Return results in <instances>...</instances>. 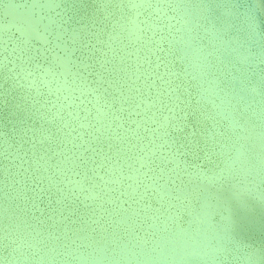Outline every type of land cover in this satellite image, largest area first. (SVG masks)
I'll list each match as a JSON object with an SVG mask.
<instances>
[{"label": "water", "instance_id": "water-1", "mask_svg": "<svg viewBox=\"0 0 264 264\" xmlns=\"http://www.w3.org/2000/svg\"><path fill=\"white\" fill-rule=\"evenodd\" d=\"M130 1L0 0V264H264L263 0Z\"/></svg>", "mask_w": 264, "mask_h": 264}, {"label": "rangeland", "instance_id": "rangeland-1", "mask_svg": "<svg viewBox=\"0 0 264 264\" xmlns=\"http://www.w3.org/2000/svg\"><path fill=\"white\" fill-rule=\"evenodd\" d=\"M141 2V0H131L130 3V6L131 8H135L136 5H139ZM264 2V0H263ZM46 3L49 5V4H52L53 3V0H46ZM5 9L6 11L9 13V16H10V20L16 24V26H18V28L21 30L22 33L26 34V35H35L38 39H43L45 37H43L42 34L38 33L36 31V24L38 22V18L37 17H33L32 13L30 12V9H22V8H19L18 6H16L13 2L9 1L8 3H6V6H5ZM130 10H133V9H130ZM154 10L156 11H160V6H156L154 8ZM132 15V14H131ZM49 23V19H47L45 22H44V26L48 25ZM141 22L139 20H137L136 16H133V18H131L130 20V28L128 29V31L130 33L128 34H133L134 35V38L139 40L140 38L139 37H144L146 39L142 40L143 43H140V46H139V51H141V47L143 49H148L151 51L152 46L149 42V38L145 35L142 34V32L139 30L140 28V24ZM150 24H153V22H149ZM160 38V37H159ZM156 50V49H155ZM60 62L62 61H65V59L61 58L59 59ZM164 62L165 64L164 65H168L170 66L171 63L169 60H165L164 58ZM63 70L66 71L68 70V66L67 64H65V62H63ZM172 70V73H170V76H171V81H177V78L179 76L178 72H176L174 69H171ZM173 75V76H172ZM174 83V82H173ZM167 86V85H166ZM157 88V87H155ZM155 93H157V90H155ZM159 94V93H158ZM184 99V98H183ZM180 100V99H177V102L178 103H175L174 105V108L179 104V106L181 108H184L182 105H180L181 103L184 104L185 107H188L187 103H185V99L184 100ZM148 104L150 105V103L148 102ZM146 119H149V117H151V115L149 116L148 114L145 115ZM174 117V115H173ZM167 118V116H166ZM161 119L160 120V124H164L166 125L167 122H171L173 119L171 117V119ZM127 191V189H126ZM129 191V190H128Z\"/></svg>", "mask_w": 264, "mask_h": 264}]
</instances>
